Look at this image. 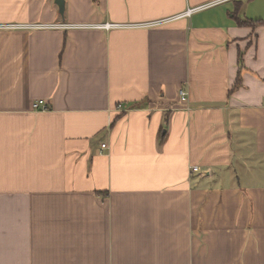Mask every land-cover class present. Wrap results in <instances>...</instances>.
I'll return each instance as SVG.
<instances>
[{
    "label": "crops",
    "instance_id": "obj_1",
    "mask_svg": "<svg viewBox=\"0 0 264 264\" xmlns=\"http://www.w3.org/2000/svg\"><path fill=\"white\" fill-rule=\"evenodd\" d=\"M64 1L0 0L117 24L0 26V264H264V0Z\"/></svg>",
    "mask_w": 264,
    "mask_h": 264
},
{
    "label": "built area",
    "instance_id": "obj_2",
    "mask_svg": "<svg viewBox=\"0 0 264 264\" xmlns=\"http://www.w3.org/2000/svg\"><path fill=\"white\" fill-rule=\"evenodd\" d=\"M226 0H214L212 2L203 4L201 6H197L194 8H188L186 11L182 12L181 14H178L174 17L167 18V19H162V20H157L149 23H145L142 25H159L162 23H165L166 21L172 20L174 18L182 17V16H190L194 12H197L199 10L205 9L209 6H213L216 4H220ZM117 24H112V23H104V24H61V25H55V24H5V25H0L1 27H21V28H48V27H64V28H72V27H78V28H105V29H110L112 26H116ZM180 95L182 99H186L187 97V92L183 89L180 90ZM34 108L35 109H42L46 110L48 106L46 105L44 100H39L34 103ZM103 148L107 147V144L102 145ZM194 170H198V167H194Z\"/></svg>",
    "mask_w": 264,
    "mask_h": 264
},
{
    "label": "water",
    "instance_id": "obj_3",
    "mask_svg": "<svg viewBox=\"0 0 264 264\" xmlns=\"http://www.w3.org/2000/svg\"><path fill=\"white\" fill-rule=\"evenodd\" d=\"M56 3L58 4V6L60 8V13L63 14L64 9H65V1L64 0H56Z\"/></svg>",
    "mask_w": 264,
    "mask_h": 264
},
{
    "label": "trees",
    "instance_id": "obj_4",
    "mask_svg": "<svg viewBox=\"0 0 264 264\" xmlns=\"http://www.w3.org/2000/svg\"><path fill=\"white\" fill-rule=\"evenodd\" d=\"M239 21H240V23H242V24L249 23V22H246V21H241V20H239ZM238 81H239V79H238ZM238 83H239V82L236 83L235 87L237 86Z\"/></svg>",
    "mask_w": 264,
    "mask_h": 264
}]
</instances>
